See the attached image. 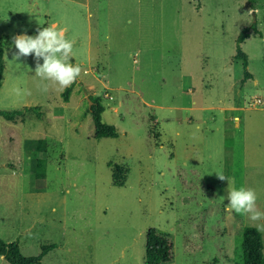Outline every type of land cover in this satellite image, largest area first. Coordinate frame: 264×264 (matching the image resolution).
Returning a JSON list of instances; mask_svg holds the SVG:
<instances>
[{"label":"rangeland","instance_id":"rangeland-1","mask_svg":"<svg viewBox=\"0 0 264 264\" xmlns=\"http://www.w3.org/2000/svg\"><path fill=\"white\" fill-rule=\"evenodd\" d=\"M88 20L105 62L79 64L67 101L35 76L34 56L12 60L14 35L54 22L70 40ZM0 45V110L42 113L0 116V138L13 137L0 149L1 238L24 255L55 243L42 264H145L155 228L172 242L160 264H242V227L255 225L227 211L216 173L254 189L264 211V110L250 107L253 95L264 106V0H0ZM88 96L115 137H94ZM30 138L46 140L43 179L17 154Z\"/></svg>","mask_w":264,"mask_h":264},{"label":"trees","instance_id":"trees-1","mask_svg":"<svg viewBox=\"0 0 264 264\" xmlns=\"http://www.w3.org/2000/svg\"><path fill=\"white\" fill-rule=\"evenodd\" d=\"M251 27L255 28L254 23ZM245 28L242 29L235 39V54L234 58L242 59L245 64V55L239 49V41L245 36ZM3 50L0 45V82L3 73ZM248 75L246 69L244 70V79ZM71 86L63 89L61 96L63 101H67ZM90 101V104L88 105ZM86 112L90 114L93 124L94 137H115L117 135L116 127L112 124H107L101 119V112L104 109L98 96H88ZM32 112L36 118H41V111L39 106H22L10 110H0V116L6 120H11L22 116L24 113ZM23 148L29 151L30 154V170L31 176L34 179L44 178V168L42 159L38 154L46 150V140L44 138H30L25 139ZM38 156V157H37ZM114 176V173H113ZM112 184L121 185L122 182L112 178ZM54 243L41 245L40 251L36 255H24L20 252L16 240L6 242L0 238V255L4 257L10 264H42V256L51 248ZM241 255L242 264H264V255L262 252V238L260 231L253 225H245L241 231ZM172 259V242L167 233L157 231L155 228H148L145 234L144 242V261L145 264H160L170 261Z\"/></svg>","mask_w":264,"mask_h":264},{"label":"clouds","instance_id":"clouds-1","mask_svg":"<svg viewBox=\"0 0 264 264\" xmlns=\"http://www.w3.org/2000/svg\"><path fill=\"white\" fill-rule=\"evenodd\" d=\"M37 34L14 35L12 42L15 51L12 53V60L18 61L22 57L34 56L36 60L35 76L41 80L50 82L51 86L58 87L60 91L71 86L81 75V66L71 63L73 57V46L75 39L66 38L65 29L52 24L47 27L37 28ZM105 40H110V36L105 35ZM43 60L40 63V60ZM48 84L43 86V91L47 92ZM16 95L21 94V89L17 86L13 89ZM25 95L30 92L23 90ZM221 181H227L226 206L229 213L246 215L258 230L264 231V211L257 207V195L254 189L247 187H235V181H229L222 172L216 173Z\"/></svg>","mask_w":264,"mask_h":264},{"label":"crops","instance_id":"crops-1","mask_svg":"<svg viewBox=\"0 0 264 264\" xmlns=\"http://www.w3.org/2000/svg\"><path fill=\"white\" fill-rule=\"evenodd\" d=\"M89 15V12L87 13ZM54 24V22H52L50 25ZM256 28V26H255ZM63 29V28H62ZM98 32V33H97ZM246 33V32H245ZM244 37V36H243ZM242 37V38H243ZM241 38V39H242ZM75 39V43H74V46H73V57H72V60L77 64H82L83 62H86V63H94V62H105V59H104V54H103V37L101 36L98 28L95 26V23L93 24L92 22H90L89 20L86 21V26H85V29L82 30L81 34H78V30L77 29H71V33H70V40H73ZM240 39V40H241ZM246 67V65H245ZM246 69V68H245ZM248 75L250 74V72L248 70H246ZM247 75V76H248ZM249 78V77H248ZM247 80V79H246ZM1 83V82H0ZM255 96V95H253ZM250 98V107H255V106H258V107H261L260 109L264 110V106H262L261 104H263V100L261 99V103L259 104H252L251 103V100H252V97ZM13 120V119H11ZM13 140V137L10 136V138H7V140H3L2 138H0V149H1V146L5 143V142H9V141H12ZM23 142V141H22ZM6 144V143H5ZM8 145V144H7ZM22 146V145H21ZM10 147V146H9ZM17 154L20 158H30V154H29V151L28 150H25L23 148V146L21 147V150H17ZM14 157V156H13ZM11 157V158H13ZM7 158V157H5ZM10 158V157H8ZM5 160V159H4ZM1 161L0 162V165L2 163H5V161ZM6 164V163H5ZM7 165V164H6ZM9 166V165H8ZM11 168H15V167H12L10 166ZM1 238V237H0ZM3 238V239H2ZM1 239L6 241V242H9L11 239L9 237L7 238H4L2 237ZM55 243H54V247H55ZM53 247V248H54ZM52 249V248H51ZM20 250V249H19ZM40 251V250H39ZM21 252V251H20ZM22 253V252H21ZM47 253V252H46ZM45 253V254H46ZM44 254V255H45ZM43 255V256H44ZM42 256V257H43ZM42 259V258H41ZM0 264H10L7 260L4 259L3 256L0 255Z\"/></svg>","mask_w":264,"mask_h":264},{"label":"built area","instance_id":"built-area-1","mask_svg":"<svg viewBox=\"0 0 264 264\" xmlns=\"http://www.w3.org/2000/svg\"><path fill=\"white\" fill-rule=\"evenodd\" d=\"M251 103L252 104H259V103H261V99L258 96H253Z\"/></svg>","mask_w":264,"mask_h":264},{"label":"water","instance_id":"water-1","mask_svg":"<svg viewBox=\"0 0 264 264\" xmlns=\"http://www.w3.org/2000/svg\"><path fill=\"white\" fill-rule=\"evenodd\" d=\"M19 35H22V34H19ZM90 104V101H89V103H88V105Z\"/></svg>","mask_w":264,"mask_h":264}]
</instances>
